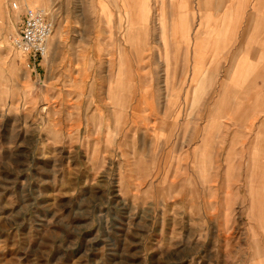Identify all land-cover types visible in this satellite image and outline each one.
<instances>
[{"label":"rangeland","instance_id":"374dc122","mask_svg":"<svg viewBox=\"0 0 264 264\" xmlns=\"http://www.w3.org/2000/svg\"><path fill=\"white\" fill-rule=\"evenodd\" d=\"M258 3L0 0V264H264Z\"/></svg>","mask_w":264,"mask_h":264},{"label":"built area","instance_id":"2783aa9c","mask_svg":"<svg viewBox=\"0 0 264 264\" xmlns=\"http://www.w3.org/2000/svg\"><path fill=\"white\" fill-rule=\"evenodd\" d=\"M16 9V5H13ZM53 33V24L42 10L26 8L19 32L12 40L13 47L27 56L34 67L47 53V41Z\"/></svg>","mask_w":264,"mask_h":264},{"label":"crops","instance_id":"0c3cea01","mask_svg":"<svg viewBox=\"0 0 264 264\" xmlns=\"http://www.w3.org/2000/svg\"><path fill=\"white\" fill-rule=\"evenodd\" d=\"M262 2H264V0H259V3H258V5H260Z\"/></svg>","mask_w":264,"mask_h":264},{"label":"bare ground","instance_id":"6f19581e","mask_svg":"<svg viewBox=\"0 0 264 264\" xmlns=\"http://www.w3.org/2000/svg\"><path fill=\"white\" fill-rule=\"evenodd\" d=\"M17 7V6H16ZM49 41V40H48ZM48 41H47V46H48ZM45 56V55H44Z\"/></svg>","mask_w":264,"mask_h":264}]
</instances>
